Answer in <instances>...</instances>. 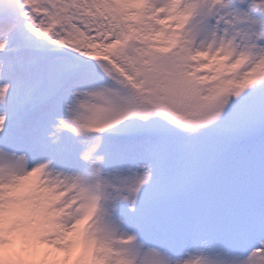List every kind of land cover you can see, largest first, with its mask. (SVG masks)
Masks as SVG:
<instances>
[{
	"label": "snow or ice",
	"instance_id": "1",
	"mask_svg": "<svg viewBox=\"0 0 264 264\" xmlns=\"http://www.w3.org/2000/svg\"><path fill=\"white\" fill-rule=\"evenodd\" d=\"M0 264H264V0H0Z\"/></svg>",
	"mask_w": 264,
	"mask_h": 264
}]
</instances>
